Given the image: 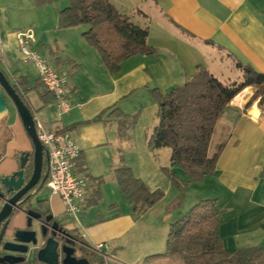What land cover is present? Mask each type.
Here are the masks:
<instances>
[{
	"label": "crops",
	"instance_id": "crops-1",
	"mask_svg": "<svg viewBox=\"0 0 264 264\" xmlns=\"http://www.w3.org/2000/svg\"><path fill=\"white\" fill-rule=\"evenodd\" d=\"M111 2L136 24L149 28L148 44L156 49L155 55L129 58L114 75L84 39L88 26L59 28V14L67 1H54L46 12L32 6L39 17L29 21L25 13H18V0H0V68L11 81L23 82L21 90L38 125L47 131L70 133L81 148L75 171L88 179L89 189L80 223L69 221L67 228L78 230L89 246L107 243V264L166 263L162 259L144 260L165 251L172 223L167 220L168 209L162 212L160 202L145 215L135 217L130 203L122 198L115 171L130 167L151 191L174 192L178 198L179 191L164 168L183 181L187 179L185 170L172 164L171 149L152 152L148 146L158 123L152 90L169 93L191 80L199 66L218 80L226 78L227 84L236 79L227 77L224 68L227 72L239 70L237 61L264 74V0H152L150 12ZM28 29L35 31L34 49L68 76L70 109L66 113L41 84L34 67L20 59L17 35ZM256 90L245 89L222 118L213 147L227 143L216 173L188 186L194 189L193 204L218 201L222 211L220 236L230 252L264 248V100L246 108ZM8 105L9 113L0 121V178L19 170L22 155L34 152L17 109L10 100ZM114 107L137 117L125 137L109 110ZM45 187L35 200L43 202L54 218L63 220L61 197L44 192ZM26 222V216L19 214L10 228H24ZM79 256L84 258L82 253Z\"/></svg>",
	"mask_w": 264,
	"mask_h": 264
},
{
	"label": "trees",
	"instance_id": "trees-1",
	"mask_svg": "<svg viewBox=\"0 0 264 264\" xmlns=\"http://www.w3.org/2000/svg\"><path fill=\"white\" fill-rule=\"evenodd\" d=\"M37 1H41V5L51 3V0ZM65 1L67 6L59 14V28L88 26L83 37L99 52L108 72L114 75L119 73L122 64L129 58L156 54V49L148 44L149 28L136 24L131 17L120 12L111 0ZM237 68L243 73L244 80L240 83L224 84L207 68L199 66L191 80L173 88L169 93L152 90L158 104V123L149 138L148 146L152 152L162 148L171 149L172 164L185 170L187 179H179L168 168H164V172L179 190L187 188L191 183H201L216 173L218 159L227 142L223 141L215 147L213 143L232 101L245 89L254 87L257 92L246 108H250L258 99L259 104L263 103L264 74L239 61ZM12 84L22 101L30 107L21 90L23 82ZM109 110L118 119L121 135L125 137L127 131L135 126L137 117L124 115L116 107ZM115 175L122 198L130 203L135 217L145 215L165 197L163 190L151 191L147 184L134 175L130 167L117 169ZM98 198L100 194L96 201ZM39 204L43 205V202ZM221 216L222 211L216 199L198 202L171 223L165 252L149 256L144 261L162 259L170 264H264L262 247L231 252L226 250L220 236ZM71 234L78 243L82 257L89 264H107V254H101L86 244L78 230L71 231Z\"/></svg>",
	"mask_w": 264,
	"mask_h": 264
},
{
	"label": "water",
	"instance_id": "water-1",
	"mask_svg": "<svg viewBox=\"0 0 264 264\" xmlns=\"http://www.w3.org/2000/svg\"><path fill=\"white\" fill-rule=\"evenodd\" d=\"M0 68V121L9 113L8 100L12 101L32 139L34 152L20 158V169L11 176L0 178V255L2 264H89L86 258L77 256L78 243L66 224L69 219L56 220L52 215L42 221L33 217L34 209L26 206L46 186L49 173V155L38 138L34 113L16 92L13 83ZM44 166L47 171L44 174ZM27 218L23 228H10L19 215ZM55 220V221H54ZM40 227V231L37 230ZM36 227V229H32ZM51 237L43 247V238ZM35 259L38 263L27 262ZM8 258V260H7Z\"/></svg>",
	"mask_w": 264,
	"mask_h": 264
},
{
	"label": "built area",
	"instance_id": "built-area-1",
	"mask_svg": "<svg viewBox=\"0 0 264 264\" xmlns=\"http://www.w3.org/2000/svg\"><path fill=\"white\" fill-rule=\"evenodd\" d=\"M20 50V59L23 63L31 64L37 72L41 84L54 96L61 112L69 111L66 86L68 76L58 72L41 52L34 49L36 42L34 29L21 31L17 35ZM241 92L239 96H243ZM236 98L232 101L236 100ZM37 133L40 142L49 155V173L46 186L54 195L61 197L65 213L75 223H80L79 214L83 211V202L89 189V181L84 175L77 174L75 169L81 155V148L77 141L66 131H47L37 124ZM93 249L101 254H107V243L96 244ZM107 259L109 257L106 256Z\"/></svg>",
	"mask_w": 264,
	"mask_h": 264
},
{
	"label": "rangeland",
	"instance_id": "rangeland-1",
	"mask_svg": "<svg viewBox=\"0 0 264 264\" xmlns=\"http://www.w3.org/2000/svg\"><path fill=\"white\" fill-rule=\"evenodd\" d=\"M54 1L57 2L59 0H51V3H44L42 5L40 4L41 1H37V0H18L19 7H20V9H18V13L20 15L25 13V16H26L25 18L30 21L31 19H34V17H39V15L36 14L37 12H36V9H34L35 7L38 8V10L40 8H42V10H44V12H46V8L48 7V5H51ZM113 2L117 6H119V5L125 6L126 9L127 8L130 9L131 6L135 5V6L140 7V9L147 11V12H150V9H152V7H153L152 0H113ZM32 6H35V7H32ZM86 28H88V27H86ZM224 70H225L227 77H230L231 79H236V80H234L235 82L238 81L237 83H240L244 80L243 79V73L241 71L235 69L233 71L230 70L229 72H227L228 71L227 68H224ZM220 81L223 82L224 84H227L226 78H221ZM0 91H2L1 87H0ZM166 149L170 150L169 148H166ZM168 150L163 151L162 160H164V156L166 157V155H165L166 153H164V152H168ZM45 188H47V189H44V192H46L47 190L52 192L48 186H46ZM174 188L177 191H179L178 198L176 199L174 192H173V194L171 193L169 195L165 193V197L161 201V206H162L161 208L162 209H160V210L162 211V210L168 209L167 210L168 213L166 212V214L170 215L167 219L169 222L170 221L173 222V221L177 220L180 215L186 213L187 211H189L191 209V207H193L195 205V204H193L194 194H195L193 188L188 189V187H187L183 190H179L176 187H174ZM83 215H84V210L82 211L81 214H79L80 219H82ZM64 219H69V221L74 222V220L66 213H65ZM168 234H169V232H168ZM168 234H166V239L164 241L165 242V249L164 250H166V241L168 238ZM155 264H160V263H155ZM161 264H170V263L168 261H166V263H161ZM179 264H181V263H179Z\"/></svg>",
	"mask_w": 264,
	"mask_h": 264
},
{
	"label": "flooded vegetation",
	"instance_id": "flooded-vegetation-1",
	"mask_svg": "<svg viewBox=\"0 0 264 264\" xmlns=\"http://www.w3.org/2000/svg\"><path fill=\"white\" fill-rule=\"evenodd\" d=\"M46 171H47V167L44 166V174L46 173ZM35 199H36V197H34V199H32L31 202H28V204L26 206L30 207V209H34V215H33V217L35 216L37 218V217L41 216L42 217V221H46V218L49 217L50 214H49L48 211H46V209L44 208L43 205H40L39 204L41 201H36ZM3 227H4V224L2 226H0V230L3 229ZM32 229H36V227H33ZM37 230L40 231V227L39 226H37ZM50 237H51V233L49 232V234L47 235V237L43 238V240H42L43 241V244H44L43 247H45L46 241ZM76 251H77V256L80 258L81 256H79V253H82V252L80 251L79 247H78V249ZM4 256H5L4 254L3 255H0V264L3 263L2 261H4V260L2 258ZM7 260H8V258H7ZM27 262L38 263V261L35 259V257L33 259H28Z\"/></svg>",
	"mask_w": 264,
	"mask_h": 264
}]
</instances>
